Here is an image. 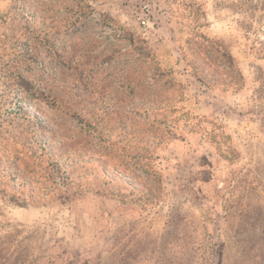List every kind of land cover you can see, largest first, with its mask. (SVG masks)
<instances>
[{
    "label": "rangeland",
    "instance_id": "obj_1",
    "mask_svg": "<svg viewBox=\"0 0 264 264\" xmlns=\"http://www.w3.org/2000/svg\"><path fill=\"white\" fill-rule=\"evenodd\" d=\"M0 264H264V0H0Z\"/></svg>",
    "mask_w": 264,
    "mask_h": 264
},
{
    "label": "built area",
    "instance_id": "obj_2",
    "mask_svg": "<svg viewBox=\"0 0 264 264\" xmlns=\"http://www.w3.org/2000/svg\"><path fill=\"white\" fill-rule=\"evenodd\" d=\"M141 23H142L143 25H145V21H141Z\"/></svg>",
    "mask_w": 264,
    "mask_h": 264
}]
</instances>
